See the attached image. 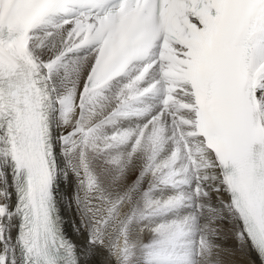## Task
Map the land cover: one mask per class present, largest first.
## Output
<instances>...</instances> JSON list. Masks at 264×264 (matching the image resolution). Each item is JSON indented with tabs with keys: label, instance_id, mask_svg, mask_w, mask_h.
Masks as SVG:
<instances>
[{
	"label": "snow or ice",
	"instance_id": "1",
	"mask_svg": "<svg viewBox=\"0 0 264 264\" xmlns=\"http://www.w3.org/2000/svg\"><path fill=\"white\" fill-rule=\"evenodd\" d=\"M238 256L264 264V0H0V264Z\"/></svg>",
	"mask_w": 264,
	"mask_h": 264
},
{
	"label": "bare ground",
	"instance_id": "2",
	"mask_svg": "<svg viewBox=\"0 0 264 264\" xmlns=\"http://www.w3.org/2000/svg\"><path fill=\"white\" fill-rule=\"evenodd\" d=\"M62 215L64 216L66 220L65 224V230L68 236H70L77 244L83 243V238H79L75 236V234L72 231V221L75 219V214L72 212H69L66 208L62 209ZM253 258H255V254H253ZM239 264H248L247 258H241L238 256Z\"/></svg>",
	"mask_w": 264,
	"mask_h": 264
}]
</instances>
